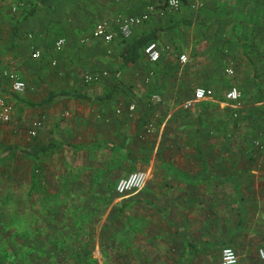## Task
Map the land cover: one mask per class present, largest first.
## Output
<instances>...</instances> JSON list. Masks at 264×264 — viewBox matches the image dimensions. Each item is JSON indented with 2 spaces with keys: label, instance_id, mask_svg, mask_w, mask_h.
I'll return each instance as SVG.
<instances>
[{
  "label": "crops",
  "instance_id": "crops-1",
  "mask_svg": "<svg viewBox=\"0 0 264 264\" xmlns=\"http://www.w3.org/2000/svg\"><path fill=\"white\" fill-rule=\"evenodd\" d=\"M165 1L0 0V70L27 80L22 98L41 102L51 91L76 95L42 108L17 104L27 116L44 119L30 146L58 144L48 154L53 161L42 162L43 155L36 173L45 185L62 181L61 188L45 189L39 200L65 201L62 210L71 216L70 202L91 200L72 197L83 178L94 186H114L142 170L148 174L145 188L124 203L144 210L135 218L145 217L150 264H217L224 246L238 250L240 264H264L258 253L264 246V162L247 160L255 157L250 149L244 159H234L233 148L220 139L233 135L227 121L234 110L254 121L264 112V0H181L180 11L166 18L161 12H172L165 11ZM148 5H155L156 13L134 26L125 40L120 24L147 12ZM100 22L108 24L113 40L92 38L81 46ZM143 34L157 36L160 60L152 63L143 55L136 65L124 67L121 54L127 43ZM61 38L66 44L57 52ZM34 50L43 60L31 57ZM103 51L112 54L119 78L129 83L126 95L118 80L83 82L84 69L111 65L101 59ZM181 54L188 56L187 63H180ZM54 62L60 66L53 67ZM45 69L52 74L49 79L31 76ZM196 87L213 90L214 97L185 110L188 90ZM232 87L242 93L236 106L224 101ZM0 89L7 96L12 92L6 79ZM28 147L16 149L26 156ZM92 153L105 159L84 163ZM60 155L65 159L58 163ZM141 230L131 227L129 232L137 236Z\"/></svg>",
  "mask_w": 264,
  "mask_h": 264
},
{
  "label": "rangeland",
  "instance_id": "rangeland-1",
  "mask_svg": "<svg viewBox=\"0 0 264 264\" xmlns=\"http://www.w3.org/2000/svg\"><path fill=\"white\" fill-rule=\"evenodd\" d=\"M164 14L162 13V17L165 18L173 15V13ZM130 38L124 39L129 40ZM82 43L84 45L81 46H85L89 42ZM108 53L103 51L101 59L104 58L106 61L111 62V65L105 62L100 64L103 66L100 70L87 69L86 71L84 69L82 71L85 76L105 71L107 76L95 82H86L84 76L83 82L85 84L103 82L105 80L122 82L115 69L117 63L113 62L112 54ZM31 57L33 58L32 55ZM53 65V67H57L59 63L57 62ZM82 66L84 68L88 67L83 64ZM51 75L49 69H45L39 74H31L32 77L35 76V80L37 76H44L49 79ZM23 79L27 82L24 77ZM128 84L122 82L121 85H117L121 89L120 92H123L124 95L129 90ZM193 90L194 88H189L188 90L190 98H192ZM1 94L6 103L12 107V110L11 119L8 123L0 121V148L8 146L16 148L21 145L30 146L39 134V132L36 136L30 134L31 126L37 118H33L32 114L27 116L24 112L25 109L20 108L17 105L18 103L12 100L10 96L2 92ZM18 95L23 96L24 93ZM187 102L185 101L182 104L183 108ZM260 116H262L259 119L260 121H254L253 119L244 120L243 116H239L238 120H236L237 124H235V119L228 114L227 124L230 122L229 128L233 130V135L225 138L220 137V139L222 143L226 140V144L231 148L230 150L233 148V151H231L233 155H230L234 159H244L246 149H250L248 150L250 151L249 154L255 157H246L247 160L260 159L261 162H264V112ZM255 142L259 145L256 152L253 153L251 151L253 150L252 146H256ZM3 156L4 154L0 153V264H150L144 248L145 217H141L143 222L135 218L140 213L144 215V210L137 211L136 207L131 210L132 208H129L124 203L125 200L128 201L130 199V196L141 192L145 186L139 191L125 195H119L116 192L118 181L135 171L119 178L114 186L109 184L107 186L104 184H96L94 186L88 183L87 178H83V183L78 184L73 191L75 197H72L82 198L88 196L91 200L70 202V208L73 209V215L70 216L69 212L62 210L65 206V201L54 202L47 200L43 203L39 200L44 196L43 194L47 189L58 191L61 188L62 181L58 183L52 181L45 185L44 179H41L43 178L41 174L36 173L38 179H40L36 186L38 189L31 193V177L34 171L38 172L39 162H33L17 150L12 157L4 159ZM62 156L60 155L57 158L58 163L65 159ZM72 157L70 155L68 159L75 162L77 157ZM53 158V155H46L42 162L45 161L49 164L53 161ZM92 159L94 162L97 160L101 161L105 159V156L92 153L85 157L83 162L87 164L93 162ZM46 171L48 172L47 169ZM142 172L147 174L145 171ZM89 176H91V171ZM121 198L123 205L119 203ZM53 208H58V213L53 211ZM53 227L54 229H51ZM131 227L142 228L138 234L139 237L138 235L135 236L136 234L131 236L129 232ZM227 247L233 248L239 257L238 250L235 247ZM224 248L226 247L224 246L220 250L217 264L220 262ZM82 256H86V258L80 260Z\"/></svg>",
  "mask_w": 264,
  "mask_h": 264
},
{
  "label": "built area",
  "instance_id": "built-area-1",
  "mask_svg": "<svg viewBox=\"0 0 264 264\" xmlns=\"http://www.w3.org/2000/svg\"><path fill=\"white\" fill-rule=\"evenodd\" d=\"M119 2L120 0H115ZM165 11L176 13L180 11L182 7L181 0H166L165 3ZM163 11V10H162ZM164 12V11H163ZM161 12V14L163 13ZM156 13V8L152 5H148L147 12L139 15V16H129L119 26L120 34L124 38H128L132 34V28L136 25L142 24L146 22L150 15ZM101 39L105 42H111L114 38V34L110 31L108 24L106 22L98 23L91 36L86 37L82 40V42H88L90 39ZM66 44V39L61 38L55 43V50L57 52H61ZM162 54V49L158 43L153 42L150 43L144 50V55L146 58L152 62L156 63L160 60ZM33 58L39 59L41 57V52L39 50H34L32 53ZM180 63L185 64L188 61V56L186 54L180 55ZM55 64V62L53 63ZM229 73H232V70H229ZM107 76V72H95L85 76L86 82H95L100 80L101 78ZM6 79L13 93L23 94L26 90V83L20 77V75L16 72L9 71H1L0 70V86L1 80ZM214 97V92L211 89L196 87L193 90V95L190 100L184 105L185 109H191L196 103L202 102L204 100H208ZM155 100L160 101V97L155 96ZM242 98V93L237 87L230 88L225 94V102L227 104H232L235 106L239 103ZM134 107L131 106L130 110H133ZM11 110L12 107L6 103L1 92H0V121L3 123H8L11 119ZM44 119L35 120L31 126L30 134L32 136H36L38 130L42 127ZM256 146L259 144L255 142ZM147 181V174L142 171H135L129 174L127 177L120 179L116 185V192L119 195H125L131 192H136L141 190ZM259 257L264 260V246H262L259 251ZM219 264H240L239 257L236 251L231 247H226L222 250V255Z\"/></svg>",
  "mask_w": 264,
  "mask_h": 264
},
{
  "label": "trees",
  "instance_id": "trees-1",
  "mask_svg": "<svg viewBox=\"0 0 264 264\" xmlns=\"http://www.w3.org/2000/svg\"><path fill=\"white\" fill-rule=\"evenodd\" d=\"M44 2L45 0H41ZM157 36L155 34H146V35H140L132 40H130L127 43V46L125 47L123 53L121 54V62L124 67H130L136 65L139 60L144 55L145 48L153 42H156ZM76 97L75 94L69 92V91H51L41 102H33L28 101L24 98H22L21 95H18L16 93H10V97L12 100H14L16 103H24L27 107H33V108H42L44 106H47L51 103H53L58 97ZM233 119H235V124H237L236 120L239 118V114L236 112V110L233 111ZM56 142H50L48 144H36L29 146L28 148L23 150V154H25L28 158H30L33 162L40 161V158L43 155H48L50 152L55 150L57 148ZM16 148L9 146L0 149V153L4 154V159L12 157L16 153ZM38 175L36 174V171L33 172V176L31 177V193H33L34 189L39 183ZM45 203V200L42 201ZM83 258H86L84 256Z\"/></svg>",
  "mask_w": 264,
  "mask_h": 264
}]
</instances>
